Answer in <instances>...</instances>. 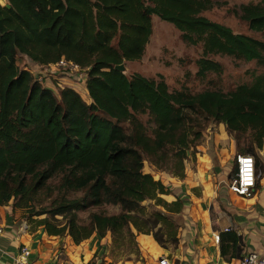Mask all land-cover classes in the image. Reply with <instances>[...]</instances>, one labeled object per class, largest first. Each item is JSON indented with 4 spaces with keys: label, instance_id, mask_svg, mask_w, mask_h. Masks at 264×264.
Here are the masks:
<instances>
[{
    "label": "trees",
    "instance_id": "obj_1",
    "mask_svg": "<svg viewBox=\"0 0 264 264\" xmlns=\"http://www.w3.org/2000/svg\"><path fill=\"white\" fill-rule=\"evenodd\" d=\"M5 1L0 2V207L13 200V212L31 211L39 193L58 177L56 197L30 213L45 215L32 224L47 235H67L76 245L92 237L109 236L119 247L127 240L135 257L138 234L151 236L163 249L175 248L184 205L179 197L164 201L168 188L144 173L143 164L183 179L202 138L194 116L223 124L238 153L256 158V190L260 187L255 151L264 149V73L226 94L189 95L114 67L142 58L154 16L187 42L201 43L199 77L221 74L210 56L264 65V40L201 16L209 0ZM239 10L248 29L264 38V0ZM18 57L36 65L64 58L88 68L85 85L78 91L57 83L48 88L18 67ZM84 89L88 103L80 94ZM137 115L150 116L154 128L148 131ZM103 205L116 206L119 213H90L86 224L78 220V212ZM219 244L221 257H240L243 244L235 232L220 233Z\"/></svg>",
    "mask_w": 264,
    "mask_h": 264
},
{
    "label": "crops",
    "instance_id": "obj_2",
    "mask_svg": "<svg viewBox=\"0 0 264 264\" xmlns=\"http://www.w3.org/2000/svg\"><path fill=\"white\" fill-rule=\"evenodd\" d=\"M59 84L76 91L79 88L66 79L60 80ZM223 129L221 127L219 133L214 131L213 138L209 137L206 148L203 145L205 152L197 156V163H194L196 159L186 162L185 177L178 183L180 193L169 194L170 199H166L172 202L176 196L184 205L178 245L163 249L151 236L138 234L135 238L139 248L137 260L122 264H158L162 258L168 264H239L241 255L247 251L264 257L263 173L260 187L252 198L238 197L227 189L231 168L228 166L229 157L236 152L219 146L221 141L227 146L231 144L229 139L226 140L227 132ZM263 152L264 149L259 154ZM0 226L4 229L0 235V264H13L20 246L29 249L30 258L36 264H103L100 260L106 249L103 247L110 243L107 236L100 240L92 237L76 245L67 235L49 236L43 227L19 222L15 214L1 208ZM225 229L241 237L243 247L239 258H232L230 254L226 258L221 257L220 244L214 243V235H220Z\"/></svg>",
    "mask_w": 264,
    "mask_h": 264
},
{
    "label": "rangeland",
    "instance_id": "obj_3",
    "mask_svg": "<svg viewBox=\"0 0 264 264\" xmlns=\"http://www.w3.org/2000/svg\"><path fill=\"white\" fill-rule=\"evenodd\" d=\"M209 1V8L204 11L201 16H204L211 21L220 23L230 28L235 33L245 34L255 39L264 40L260 33L250 31L246 23L239 18L241 14L239 8L242 5L258 4L260 0ZM0 2L4 4V2H2L1 0ZM201 52V43L193 45L187 42L186 40L182 39L181 32L178 31L173 25L161 21L156 16H154L152 18V34L145 47L142 58L134 62L123 61L122 64L125 67L124 74L127 77H131L133 74H138L149 80H153L156 82H164L170 93L184 92L189 95H196L204 91H220L226 94L234 90L238 85L250 84L254 76L264 73V65L256 61L245 62L243 60L235 59L228 56H210L211 60L216 61L218 64L221 65V74L208 73L204 77H199L197 76L196 61L200 59ZM16 62L18 67L21 68L23 65V67H26L25 63L28 64V59L18 57L16 59ZM56 83V81H53V83H50L47 86L48 88H50ZM79 89L81 88H78V90ZM80 94L83 97V100L88 103L89 99L86 95V92L80 91ZM194 117L198 119L197 123L202 128V138L199 140V143L195 148L196 152L194 154V157L189 155V159H191L192 162H194V160L196 159V162L194 163H197V156L198 154H202L205 152L204 148H206V142H208L209 137L212 136L213 138L214 131L219 133V129L221 130V127L224 128L223 130H225L226 133V128L223 124L213 123L212 121L206 120L204 117ZM137 118L144 124L148 131L154 128V123L150 116L137 115ZM126 126L127 124H123V127ZM226 136V140L229 139V141H231V144L227 146L221 141V144H219V146L229 147L230 150L232 148V150L234 149V151L238 153L235 140L231 136L227 135V133ZM246 138L247 136H245V139ZM247 143V140H243L241 143V147H245ZM209 148H211V146ZM255 152L258 156L264 178V152L261 155L259 154V151L256 150ZM234 156L235 155L232 154L229 157L230 163L228 166L231 168L228 174V181L231 180V177L234 175L235 172ZM192 168H194V165L192 166ZM143 172L146 174H150L156 181H162L164 186L168 188L170 195L174 196L175 194L177 195L180 193L178 183L182 182L181 180H183L184 178L179 179L177 177H174L169 171H157L147 161H145L143 164ZM58 185V177L51 179L47 183V187L45 188V190L39 193L38 198L36 199L34 204L31 205L34 208L31 211L17 209L15 210V212H13V200H11L7 206L0 208L9 211L12 214H15L19 222L25 221L27 223H32V221L45 217V215H42L40 217L31 216L30 213L33 211H37L40 208L47 207L50 203V199L56 197ZM161 198L166 202H168L166 199H170L169 196L164 197V195L161 196ZM175 198L177 197L175 196ZM147 204L148 203H145V205ZM90 213H103L106 215H113L119 213V208L111 205L94 207L87 211L78 212V220L81 223L86 224L88 222V217ZM57 218L60 220L61 223L63 222L61 220V217ZM101 241L103 242V240ZM103 249L104 253L103 255L101 253L102 256L100 259L101 263L103 264H122L126 261L137 260L138 258L131 254V251L134 249V246L130 244L127 240L124 241L121 247H119L116 244H112L110 239L109 245H104Z\"/></svg>",
    "mask_w": 264,
    "mask_h": 264
},
{
    "label": "built area",
    "instance_id": "obj_4",
    "mask_svg": "<svg viewBox=\"0 0 264 264\" xmlns=\"http://www.w3.org/2000/svg\"><path fill=\"white\" fill-rule=\"evenodd\" d=\"M25 66L26 67L22 69L29 71L38 83L47 86L53 83V81H56L58 82L57 85L61 86L59 80L66 79L73 82L81 89L85 85L86 73L88 71V68L82 69L79 65L67 61L64 58H61L55 64L49 65H36L28 60V64L25 63ZM234 163L235 173L228 183V189L238 197L249 199L253 197L256 192V183L260 178V172L256 170L255 160L250 155L236 153L234 156ZM3 230V227L0 226V235L3 234ZM227 231L229 230H224V232ZM219 241L220 235L215 234L214 242L218 244ZM30 255L31 253L26 246H20L13 264H36L31 260ZM158 264H168V262L166 259L162 258L159 260ZM239 264H264V257L254 252H243Z\"/></svg>",
    "mask_w": 264,
    "mask_h": 264
},
{
    "label": "water",
    "instance_id": "obj_5",
    "mask_svg": "<svg viewBox=\"0 0 264 264\" xmlns=\"http://www.w3.org/2000/svg\"><path fill=\"white\" fill-rule=\"evenodd\" d=\"M114 70L117 71V72H120L122 74L125 73V67L123 64H120V65H117L114 67Z\"/></svg>",
    "mask_w": 264,
    "mask_h": 264
}]
</instances>
